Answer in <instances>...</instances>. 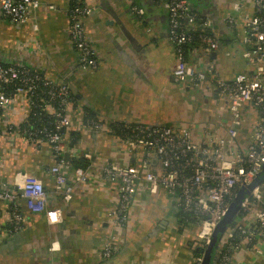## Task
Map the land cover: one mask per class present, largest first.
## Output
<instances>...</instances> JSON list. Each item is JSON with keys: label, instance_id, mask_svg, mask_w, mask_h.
Segmentation results:
<instances>
[{"label": "crops", "instance_id": "0c3cea01", "mask_svg": "<svg viewBox=\"0 0 264 264\" xmlns=\"http://www.w3.org/2000/svg\"><path fill=\"white\" fill-rule=\"evenodd\" d=\"M41 6L31 12L27 22L12 24L0 12V62L22 64L44 78L69 87L74 104L89 109L109 122L188 126L194 138L205 141L207 128L223 132L227 114L219 113L217 102L200 86L190 94L188 83L177 84L171 76L175 64L174 45L168 36V0H85L93 8L83 24L85 34L98 55L94 72H81L77 54L68 36L70 0H39ZM199 17L213 23L219 47L209 62L218 77L232 79L247 72L243 58L244 30L234 10L237 0H187ZM142 9L137 16L132 8ZM251 0L243 11L252 13ZM238 19L229 30L225 20ZM188 65L200 68L205 55L198 43L186 49ZM192 96L185 101L184 96ZM194 101V102H193ZM14 124L28 118L24 99H17L8 113ZM246 123L239 130L237 144L244 148L250 139L256 118L249 109ZM78 127V126H77ZM78 134L70 147V134ZM69 160L64 169H72V160L90 154L93 165L88 183L76 185L72 199L63 202L53 193L54 181L48 169L54 164L46 146L34 148L20 139L4 138L0 148V188L33 179L47 192V207L59 208L61 222L49 225L42 214H32L19 201L26 218L22 230L2 235L7 227V206L0 204V264H188L190 238L177 228L173 217L174 200L162 192L150 195L141 190L132 201L123 226L112 224L117 199L116 185L108 182L99 166L117 163L134 164L132 156L116 152L114 137L80 127L66 132ZM66 150V151H67ZM113 241L116 251L108 260L100 257L101 248ZM231 264H264V247L259 255L239 253Z\"/></svg>", "mask_w": 264, "mask_h": 264}, {"label": "built area", "instance_id": "2783aa9c", "mask_svg": "<svg viewBox=\"0 0 264 264\" xmlns=\"http://www.w3.org/2000/svg\"><path fill=\"white\" fill-rule=\"evenodd\" d=\"M244 2L237 0L234 10L242 21L245 45L242 58L249 70L237 73L230 80L218 77L208 61L219 47L212 32V21L193 13L187 0H168L167 5L168 36L175 51L171 76L177 84L191 85L193 90H187L190 94L201 91L194 90L200 86L210 89L204 90L210 98H213L214 91L217 92V98H213L217 102L216 109L229 117L223 132L217 127L207 128L205 141L199 142L188 126L135 124L132 135L118 137L109 128L114 122L97 116L84 120L85 113L74 104L67 85L44 78L34 69L31 72L25 65L10 64L0 65V148L4 138L20 139L34 148L46 146L54 160L48 169L54 181L53 193L63 202H69L75 186L91 179L93 165L90 162L85 168L69 169L66 166L64 169L67 164L64 154L70 152L65 149V141L69 138L66 132L80 127L94 133H109L114 137L116 152L135 159L134 164L117 163L97 168L108 182L116 185L112 224L124 225L129 207L141 190L150 195L162 192L174 200V219L179 212L188 214V219L193 222L187 227L176 224L190 238L188 264H201L204 250L229 204L241 187L251 183L264 166V0H251V14L243 11ZM40 6L39 0H0L2 16L17 25L27 22L30 13ZM132 10L137 16L142 15L141 8L133 7ZM92 11L85 0H76L68 8V36L81 72H94L99 64L83 24ZM238 19L227 17L226 27L235 29ZM204 30L209 33L198 36V43L206 63L196 68L187 64L184 46L193 42L194 34ZM13 84L16 86L12 93L6 94L5 89ZM17 99H24L28 116L33 108H39L42 114L52 119L53 128L47 125L38 129L22 127L28 118L19 124L10 122L8 113ZM249 109L256 118L250 139L242 148L236 139L239 130L245 126V112ZM82 157L85 161L91 160L90 154L84 153ZM263 188L262 185L253 188L242 200L238 216L221 237L212 264H231L239 253L260 254L264 247ZM19 201L30 213L42 214L49 225L61 222L60 209L47 207L43 184L28 178L21 184L0 188V204L7 206L8 214L7 227L1 230L4 237L19 233L26 223ZM115 251L113 241H109L102 246L100 257L108 260ZM195 251L200 254H194Z\"/></svg>", "mask_w": 264, "mask_h": 264}, {"label": "trees", "instance_id": "16d2710c", "mask_svg": "<svg viewBox=\"0 0 264 264\" xmlns=\"http://www.w3.org/2000/svg\"><path fill=\"white\" fill-rule=\"evenodd\" d=\"M75 3H76V0H70V2H69L70 7L69 8H71ZM191 11L193 13L197 14V12H195L193 10H191ZM208 33H209L208 30H206V31L204 30V31H200L199 33L194 34L193 42L191 44L184 46V49H187L188 46H193L194 44L198 43V36H200V35L205 36ZM0 65L1 66H8L10 64H5V63L0 62ZM29 69L32 72L33 69H31V68H29ZM15 86H16V84H13V85H10L9 87H7L5 89L6 94L10 95L12 93V90L15 88ZM41 95L45 96V93L41 94ZM72 99H73V97H72ZM83 112L85 113V117H84L85 121L92 120L96 117V115H94L87 108L86 109L83 108ZM52 123L53 122H52L51 118L42 114L40 112V109L35 107V108H33L31 114L28 116L27 122L25 124H22L21 126L26 127V128L32 127L33 129H38L43 125H47V126L53 128ZM134 127H135V124H127V123H121V122H114L113 124H110V126H109L111 132L118 137H124V136L132 135V129ZM165 127H168V126H165ZM133 134H134V132H133ZM77 140H78V134L71 133L69 146L72 147L77 142ZM71 164H72V168H85L88 163L85 160L84 161L83 160H77V161L72 160ZM175 217H176L177 223L183 227H187V226H190L193 224V222L188 219V214L182 215L181 213L178 212L175 215ZM194 254H200V251H195Z\"/></svg>", "mask_w": 264, "mask_h": 264}, {"label": "water", "instance_id": "95a60500", "mask_svg": "<svg viewBox=\"0 0 264 264\" xmlns=\"http://www.w3.org/2000/svg\"><path fill=\"white\" fill-rule=\"evenodd\" d=\"M189 7L191 10H193L190 4ZM213 98L215 99L217 98L216 91H214ZM64 158L66 161H68L69 155L67 153L64 154ZM261 185L264 186V166L262 168V171L259 173V175H257L251 183L241 187V189L235 195L232 202L229 204L225 214L223 215L222 219L219 221V223L217 224L211 235L210 242L204 250L203 260L201 264H212L214 259V254L221 240V237L223 236L225 230L227 229V226L230 225L234 221V219L238 216L240 212V206L242 200L250 194L253 188ZM262 194L264 199V188Z\"/></svg>", "mask_w": 264, "mask_h": 264}, {"label": "rangeland", "instance_id": "374dc122", "mask_svg": "<svg viewBox=\"0 0 264 264\" xmlns=\"http://www.w3.org/2000/svg\"><path fill=\"white\" fill-rule=\"evenodd\" d=\"M192 95V94H191ZM189 93H188V95H185L183 98H184V100L185 101H189L190 102V100L192 101V96H191ZM194 102V101H193ZM178 126H183V125H180V124H178Z\"/></svg>", "mask_w": 264, "mask_h": 264}]
</instances>
